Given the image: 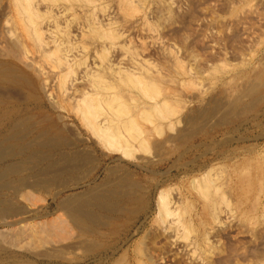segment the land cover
<instances>
[{
    "label": "bare ground",
    "instance_id": "obj_1",
    "mask_svg": "<svg viewBox=\"0 0 264 264\" xmlns=\"http://www.w3.org/2000/svg\"><path fill=\"white\" fill-rule=\"evenodd\" d=\"M105 2L0 0V220L14 228L8 234L0 232V264H37L22 259L24 254L8 251L7 245L19 247L25 239L34 241L35 245L40 244L44 249L50 245V253L43 255L46 257L43 264H68L64 261V254L69 248L74 253L75 248L80 249L86 257L100 256L97 264H103V255L109 250H116L129 232L122 217L150 210L155 213L153 221L158 227L166 223L171 230L174 226L175 234L188 240L189 234L195 232L192 222L185 221L184 217L191 206L178 199L179 205L171 206L174 195L171 196L165 186L158 190V194L155 192L157 196L153 198L152 191L158 183L143 179L146 176L144 172L145 175L139 177V173L130 171L131 163L128 161L131 160H145L139 169L144 168L151 178L167 162H171L179 173L191 171L192 174L196 171L190 181L191 190L203 200V207L212 222L220 204L229 203L223 183L217 184L219 177L211 175V169L205 168L203 173L198 174L201 165L197 160L189 166H185L184 160L192 151L193 147H189L191 142L217 125L231 123L238 116L240 118L261 100L263 91L258 87L263 88L264 72L259 69V77L254 75L256 79H251L254 82L249 81L252 84H247L245 92L242 89V93L239 96L236 94L232 100H211L203 107L182 113L183 101L172 99L173 92L167 94L170 79L164 81L166 71L162 72L157 66L153 69V63L150 65L147 63L149 60L139 58L143 55L139 53L140 47L135 45L139 41L133 43L135 40L131 38L126 42L121 40L129 31L124 28L126 23L131 26V21L143 12L141 8L145 0H116L115 9ZM57 9H62L60 13L64 18H59ZM141 25L142 32L153 29L147 17ZM172 59L180 78L188 77L190 74H187L189 71L185 63L176 56ZM222 65H219L220 68ZM174 67H171L172 70ZM217 70L215 75L219 72ZM182 79L184 86H196L194 78L185 79L187 82ZM44 97L56 98V105L52 108L60 112L63 110L78 123V128L66 123L59 114L53 116ZM179 124L182 126L178 127ZM78 129L93 140L92 147L85 143L83 137H78L80 133L78 136L75 134ZM96 146L107 153L119 154L121 161L108 167L107 173L100 179L95 172L101 167ZM148 155L156 160L148 159ZM164 172H161L160 179L163 182L168 176ZM78 185L83 187L81 191L60 196L64 189ZM51 191H54L53 205H38L44 202L43 194L49 196ZM170 217L173 219L168 222ZM72 232L75 236L70 237ZM67 235L72 241L58 245V239L64 242ZM115 261L122 264L119 258Z\"/></svg>",
    "mask_w": 264,
    "mask_h": 264
},
{
    "label": "rangeland",
    "instance_id": "obj_2",
    "mask_svg": "<svg viewBox=\"0 0 264 264\" xmlns=\"http://www.w3.org/2000/svg\"><path fill=\"white\" fill-rule=\"evenodd\" d=\"M105 1L109 7L112 6V9H115L116 0ZM168 8L170 9L168 10ZM141 9L145 13L142 12L137 15L136 18L131 21V26H129L130 28L127 26L129 23H126L124 28L129 29V31L127 30L125 32L121 40L126 42L131 38L132 40H135L133 43L139 41L140 43L137 42L138 44H135L141 49H139V53L143 54L139 58L149 60L147 63L150 65L153 63L151 66L153 69L157 66L156 68L162 72L166 71L164 73V81L166 82L170 79V85L169 82L167 83V94L169 92H173L174 94L172 93V99H175V101L181 99V101H183L181 102L182 106L184 105L182 113H188L189 110L195 109L196 107H203L211 100H232L235 98L236 94L239 96V93H242V89L243 92H245L244 89H246V86L254 82L252 80H255V77H259L258 72H264V70H262L264 69V0H145ZM156 9L159 10L160 13L156 11ZM107 10L109 11V9ZM57 11L60 13L62 9H57ZM59 16V18L65 17L61 13ZM146 17L148 23H151L153 26L151 32L140 31V26H142L141 24ZM74 54L78 53L74 52ZM175 56L179 60L181 59L182 61H180L183 62V64L185 63L184 66L186 69L188 68L189 71L187 74H190L188 77L185 74L186 76L184 75L185 77L182 78H184V80H188L187 78H194L195 87L190 84L184 86V83H181L183 79L178 75L179 70L175 69L172 64V58H175ZM170 62L172 65L169 64ZM222 64L225 65V67L227 66V69ZM123 65L124 64L121 66ZM219 65H222L221 68L224 67L222 68L223 71ZM170 66L174 67V71ZM216 69H218L217 72L219 71V74L216 72L217 74L215 75ZM259 69L261 71H259ZM212 71L214 72L213 74ZM174 72L176 76L174 75ZM167 78L169 79L166 80ZM171 80H173L172 83ZM186 80L185 82H187ZM198 80H201L200 84ZM202 80L204 81L202 82ZM196 81L200 86L197 85ZM249 81L252 82L250 83ZM79 82L80 81L77 83ZM229 87H231V89ZM195 88L196 90H194ZM258 88L263 91V96L259 102L255 103V105L251 107L252 109L247 110V113L244 115H240V118L239 116L234 118L231 120V123H227L228 125H217L213 129L209 130V132H204L200 139L194 140V142L189 144L191 145L189 147H193L194 151L192 148V151H190V153L186 156V161L184 160V162H186L185 166H189L191 162L197 160L198 164L201 165L198 174L203 173L205 168L207 170L208 168L211 169L213 171H211V175L219 177L217 184L222 182L224 190L226 189L225 191L227 196L229 195V203L225 205L224 203L226 202H222L219 209L221 212L216 210L214 222H212L213 219L208 217L207 211L205 210V207H203V200L198 198L194 191L191 190L190 181L194 173H197L196 171L192 172V174H190L191 171H183L182 173H179V171L172 167L171 162H167L162 167L157 169V175L151 178L149 173L144 171V168L139 169V165L142 164L141 166H143L145 160H131L130 162L125 160L128 161L129 164L131 163L129 166L130 171H133V173L137 172V174L139 173V177L146 174L143 179H148L152 183H158V186H156L152 191L153 198L157 196L159 192L158 190H160V188H164L165 186V188H169L171 196L174 195L172 196L173 199L171 206L173 205V207H177L179 202L191 206L190 211L186 213L184 217L185 221L190 220L192 222L195 232L189 234L190 237L188 240H183L179 237L180 234H175L173 230L174 226L171 227V230H169L170 228H167L169 225H166V223L163 224V226L161 225L158 227L153 221L155 213L151 210L148 211V213L124 216V218L122 217V222L129 229V232L125 236L126 240L125 238L122 239L123 242L120 241L118 244L120 246H118L119 248L117 247V249L112 252L109 250L105 255H103L105 260L103 264H106L107 260V264H117L118 262L115 260L118 258L121 260L120 263L122 264H139V260L142 261L140 262L141 264H264V85L262 89L261 86ZM230 92L233 93L231 94ZM51 98H45L44 100L45 104L49 106L51 112L53 113V116H57L59 114L64 117L63 120H65L66 123L69 122L71 126L73 124V127L78 128V123L74 119L71 120V117L63 110L60 112V110L57 111V108H52L56 105L54 102H56L57 99L55 98L51 100ZM181 126V124L178 125V127ZM78 130V132L75 130V134L78 136V133H80L82 136L79 134L78 137H83L85 139V143L91 146L93 144V140L89 139L85 134H82L80 129ZM95 149L99 165H101V167L97 168L95 172L97 179H100L107 173L106 170L108 167L110 168L116 166L121 163V161L120 158H118L120 155L117 153H107L98 146H96ZM208 149H210V151ZM214 151L217 152V154L214 153ZM192 156L193 158L195 156V158L193 159ZM152 158L153 157L151 155H148V159L153 161L156 160V158ZM219 171L221 173H219ZM157 172L160 173V175ZM161 172L166 173V176L168 175L167 180L164 182L163 180H160L162 179ZM241 173L243 175H240V178L239 174ZM246 173H248V175ZM224 179L226 181H224ZM82 189L83 187L81 185H78V187L75 186L74 188L64 189L60 196L76 193ZM49 194V196L43 194L42 198H45L44 202H39L38 205L45 206L48 203L53 205L52 201L54 197L52 196H54V191H51ZM170 218L168 222L173 219V217ZM13 229V227L3 224V221L0 220L1 233L8 234V232L10 233ZM68 235L66 238L69 240H66L65 238V241L63 242L58 239L57 244L61 245L62 243L65 244L71 242L72 238H69ZM71 235L70 237L75 236L73 232ZM208 240L210 241L207 242ZM22 242H20V245H22H19V247L7 245L8 251L24 254L22 258L24 260H30L37 264H43L46 259L43 255L46 254V252L50 253L48 252L51 251L50 245H47L44 249V247L40 246V244L38 245L36 243L37 245H35L33 244L35 243L34 241H30L28 239L22 240ZM205 243L209 245H206ZM57 244H55V246H57ZM26 249L28 250L26 251ZM123 249L125 250L124 252ZM191 249L194 250H192L193 255H191ZM137 250L141 251L139 252ZM74 251L75 253L70 248L66 251V254H64V261L66 263L97 264V260H100V256L93 258L89 257V255L87 257L82 255L83 252L80 249L75 248ZM119 253L121 255L118 256ZM58 254L61 256V253ZM66 256L68 257L66 258ZM120 257H124V260ZM148 257H150L149 260ZM75 258L79 259L76 261ZM73 259H75V261Z\"/></svg>",
    "mask_w": 264,
    "mask_h": 264
}]
</instances>
